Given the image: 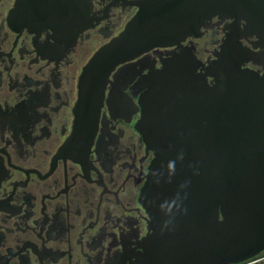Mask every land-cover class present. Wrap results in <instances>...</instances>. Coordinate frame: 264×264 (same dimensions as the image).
<instances>
[{
    "label": "flooded vegetation",
    "instance_id": "af4514ba",
    "mask_svg": "<svg viewBox=\"0 0 264 264\" xmlns=\"http://www.w3.org/2000/svg\"><path fill=\"white\" fill-rule=\"evenodd\" d=\"M138 1L27 0L18 12L19 0H0V264H143L154 231L141 196L155 153L139 129L142 78L183 50L205 74L233 38L261 51L245 21L214 17L118 66L99 112H82L85 67ZM242 68L264 75V62Z\"/></svg>",
    "mask_w": 264,
    "mask_h": 264
},
{
    "label": "water",
    "instance_id": "95a60500",
    "mask_svg": "<svg viewBox=\"0 0 264 264\" xmlns=\"http://www.w3.org/2000/svg\"><path fill=\"white\" fill-rule=\"evenodd\" d=\"M26 1L19 0L18 12ZM136 5L124 31L85 67L82 112L91 103L99 112L118 66L179 45L214 17L245 21L261 49L233 38L205 74L183 50L142 78L139 129L155 153L141 196L154 231L143 264H252L264 252V75L242 66L264 62V0Z\"/></svg>",
    "mask_w": 264,
    "mask_h": 264
},
{
    "label": "built area",
    "instance_id": "2783aa9c",
    "mask_svg": "<svg viewBox=\"0 0 264 264\" xmlns=\"http://www.w3.org/2000/svg\"><path fill=\"white\" fill-rule=\"evenodd\" d=\"M253 263H255V262H253ZM253 263H252V264H253Z\"/></svg>",
    "mask_w": 264,
    "mask_h": 264
}]
</instances>
